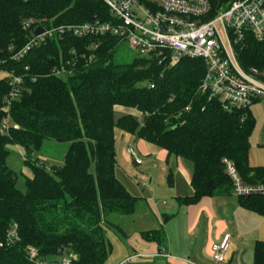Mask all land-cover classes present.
I'll return each instance as SVG.
<instances>
[{
    "label": "trees",
    "instance_id": "16d2710c",
    "mask_svg": "<svg viewBox=\"0 0 264 264\" xmlns=\"http://www.w3.org/2000/svg\"><path fill=\"white\" fill-rule=\"evenodd\" d=\"M209 1L219 8L227 0ZM112 18L102 0H0V70L7 72L0 79V237L13 225L17 233L13 242L0 247V264H32L29 247L48 261L72 253L74 264H105L112 250L105 235L108 215L132 214L138 202L115 175V128L190 161L192 193L177 196L180 204L233 193L224 159L232 161L245 180L264 179V166H251L248 160L256 125L250 106L225 107L202 91V58L184 56L169 64L162 57H136L115 63L118 37L69 33L22 54L38 24ZM30 19L33 23L24 28ZM93 41L98 43L95 50L89 49ZM234 48L241 67L254 68L264 78V39L246 32ZM11 72L22 82L4 112ZM116 106L135 109L142 119L130 113L115 119ZM5 121L8 127L3 130ZM44 139L69 142L63 162L50 171L30 158ZM8 144L26 152L32 176L25 179L24 191L6 163ZM237 198L242 208L264 216V196ZM142 235L164 246L162 228ZM252 264H264L262 240L254 244Z\"/></svg>",
    "mask_w": 264,
    "mask_h": 264
},
{
    "label": "rangeland",
    "instance_id": "374dc122",
    "mask_svg": "<svg viewBox=\"0 0 264 264\" xmlns=\"http://www.w3.org/2000/svg\"><path fill=\"white\" fill-rule=\"evenodd\" d=\"M136 57L145 56L126 40H121L115 49L113 60L115 63H128ZM6 75V71L0 70V79ZM250 108L256 117V126L250 138L249 164L264 166V101L254 102ZM121 114L122 112L115 110L114 118ZM134 116L142 119L139 115ZM115 145V175L138 198V202L132 214L108 215L109 227L105 235L112 250L105 264H177L172 261V257L188 259L187 255L172 254L168 257L165 246L162 245L158 252L157 243L147 240L142 234L148 229L162 228L168 236V228L176 247L174 250L186 252L189 239L187 232L198 218V229L192 234L197 235L198 242L203 241L205 234L212 241L215 237L220 238L224 233H229L231 245L226 257L230 259L234 255L245 264L253 261L255 242L264 241V216L242 208L234 193L222 197H203L198 204H180L176 197L189 194L191 188L190 182L186 183V179L190 177V170L186 169V165L190 169V161L169 154L165 149L119 128H115ZM68 147L69 142L44 139L41 147L30 153V158L43 162L50 171L52 166L61 165ZM129 148H133L141 160L140 164L134 163ZM7 149L9 153L6 163L17 175L16 186L24 191L25 179L32 176L30 167L24 161L26 152L13 144H8ZM210 245L211 243L208 247ZM158 254L166 257H159ZM65 256L76 258L72 253Z\"/></svg>",
    "mask_w": 264,
    "mask_h": 264
},
{
    "label": "built area",
    "instance_id": "2783aa9c",
    "mask_svg": "<svg viewBox=\"0 0 264 264\" xmlns=\"http://www.w3.org/2000/svg\"><path fill=\"white\" fill-rule=\"evenodd\" d=\"M102 1L108 6L112 19L50 27L38 24L31 30L33 36L23 48L22 54L39 42L65 33L75 37L108 34L126 40L147 58L162 57L169 64L177 63L184 56L202 58L205 74L200 89L218 98L225 107H247L255 101H264V78L254 68L244 70L234 48L246 32L257 39H264V0H227L219 8H213L209 0ZM32 23L30 19L23 27L27 29ZM38 26L43 31L35 34L34 30ZM97 45L93 41L89 49L95 50ZM7 79L10 90L2 107L4 112L8 111L10 100L19 93L18 87L22 82L21 77L12 72ZM7 127L5 121L1 128L5 130ZM128 151L134 163L140 164L141 160L133 148ZM223 164L234 194L264 196V179L249 182L232 161L224 159ZM16 238V226L13 225L5 237H0V247ZM230 243L231 235L224 233L219 241L211 245L212 264H226ZM27 251L28 260L32 264H74L70 256L48 261L41 259L38 250L33 247Z\"/></svg>",
    "mask_w": 264,
    "mask_h": 264
},
{
    "label": "crops",
    "instance_id": "0c3cea01",
    "mask_svg": "<svg viewBox=\"0 0 264 264\" xmlns=\"http://www.w3.org/2000/svg\"><path fill=\"white\" fill-rule=\"evenodd\" d=\"M255 102H257V101H255ZM114 109L115 110H119L120 112H122V114H124V113H130L132 115H137V116L139 115L140 116V113L137 110L132 109V108H126V107H122V106H116ZM250 110H251L253 116L255 117V115H254V113H253V111H252L251 108H250ZM255 120H256V117H255ZM248 160H249V157H248ZM189 168L190 169H188L187 168V165H186V169L187 170H190L189 171L190 177H188L186 179V183L188 181L190 182L191 172H192L191 164H189ZM190 189H191V191H190ZM190 189H189V194L192 193V187ZM189 194H186V195H189ZM214 197H217V196H214ZM218 197H222V196H218ZM204 198H207V197H204ZM211 198H213V197H211ZM200 200L197 202V204L200 202ZM211 204L213 205L212 200H211ZM198 220H199V218H198ZM198 220L195 221L191 225V227L189 228V231L187 232L188 233V236H189V239H188V245H187L188 249H187L186 252L178 251V249H177V251H175L174 249L176 247H175V245H173V240H172V237H171V235L169 233V229L167 228L168 236H167V234L165 232V235L167 236V239L168 240L165 239L166 241H164L163 243H164L166 252L169 255L168 257L172 256V254H175L176 256H184V255L186 256L187 255V258L188 259H179V258L177 259V258H173L172 257L171 258V259H173L172 261H174V262L176 261L177 264H212V261H211V245L213 243L219 241L223 235L220 238L215 237L214 240L209 241L207 234H205L204 237L202 238L203 241L202 242L200 241L201 243L198 242L197 235L194 234L192 236V234L194 232H196L197 229H198ZM148 230H150V229H148ZM209 243H211L210 247H208L209 246ZM159 249L160 248H159V245H158V252H159ZM158 256L159 257H166V256H162L160 254H158ZM226 262L228 264H245L241 258L239 260H237L234 255H232L230 259L228 257L227 260H226ZM252 262L250 264H252Z\"/></svg>",
    "mask_w": 264,
    "mask_h": 264
},
{
    "label": "water",
    "instance_id": "95a60500",
    "mask_svg": "<svg viewBox=\"0 0 264 264\" xmlns=\"http://www.w3.org/2000/svg\"><path fill=\"white\" fill-rule=\"evenodd\" d=\"M42 31H43V28H42L41 26H38V27L34 30V33H35V34H38V33L42 32Z\"/></svg>",
    "mask_w": 264,
    "mask_h": 264
}]
</instances>
